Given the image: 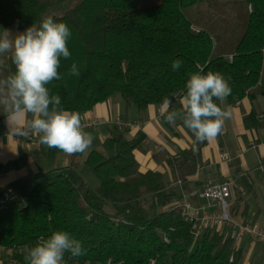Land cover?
Wrapping results in <instances>:
<instances>
[{"label": "trees", "instance_id": "16d2710c", "mask_svg": "<svg viewBox=\"0 0 264 264\" xmlns=\"http://www.w3.org/2000/svg\"><path fill=\"white\" fill-rule=\"evenodd\" d=\"M58 1L62 0H0V29L39 25L42 10ZM205 1L160 0L138 7L136 0H79L63 14L51 15L66 23L72 35L67 44L71 56L61 58L58 69L63 78L46 85L50 95L60 97L62 109L79 114L115 93L126 106L144 110L162 104L165 97L175 103L186 94L190 75L201 68L225 77L231 88L228 102L264 94V0H244L242 30L228 40L211 25L186 16V9ZM177 59L182 64L173 71ZM73 63L79 76L69 75ZM14 71L10 55L6 74ZM262 121L251 112L243 124L256 129ZM179 125L192 145L167 162L176 164L177 175L185 181L196 171L207 141L197 142L182 119ZM138 146L114 127L101 148L87 154L84 166L91 168L97 188L70 164L0 189V198L7 188L15 196L0 204V247L11 251L15 264H27V250L41 237L67 231L82 242L86 254L79 258L66 254V264H147L150 259L156 264H243L244 249L234 244L229 229L186 221L181 209L174 207L176 192L163 174L138 170L134 156ZM58 152L48 148L51 157ZM3 172L0 163V175Z\"/></svg>", "mask_w": 264, "mask_h": 264}, {"label": "crops", "instance_id": "0c3cea01", "mask_svg": "<svg viewBox=\"0 0 264 264\" xmlns=\"http://www.w3.org/2000/svg\"><path fill=\"white\" fill-rule=\"evenodd\" d=\"M254 91L255 89L251 93H255ZM182 97L168 110L182 114L183 107L180 103ZM161 108L162 104H153L144 110H138L134 105L126 106L122 98L110 96L106 101L96 104L90 111L80 114L81 121L84 118L94 117H101L107 121L120 116L131 125L116 126L109 121L92 129L84 128L93 136L92 146L87 152L74 156L60 151L53 157L48 155L49 147L41 144L37 136L22 137L20 141H14L9 137L6 117L0 113L3 117L0 121V163L4 166V172L0 175V189L8 187L19 179L52 168L70 164L83 167L87 154L91 150L100 149L102 141L110 135L114 127H118L129 139L139 143L134 150L138 170L141 172L157 170L163 174V177L166 175L165 183L175 190L176 201L184 196L192 205L201 207L202 212L217 211L216 207L208 206V201L197 194L209 180L216 182L229 180L232 182L230 202L232 217L240 223L251 222L264 228V211L257 206L252 210L251 218L247 219V203L240 195H235V191L239 190L235 186L236 180L241 179L246 188L256 196L254 182L250 177L251 170L261 172L260 176L264 178V121L256 129L246 128L243 124L244 117L251 112L264 120V94H256L253 99L245 95L234 102L225 100L221 103V108L231 111V118L225 121L222 133L215 139L207 141L201 149L196 171L186 177L185 181L177 175L176 164L172 166L167 161L172 156H177L181 150L189 148L192 141L179 125L180 118L174 125L167 123L160 114ZM249 152H252L256 162L253 163L246 157ZM222 153H227L230 160L222 159ZM16 160L19 161L17 164ZM172 172H175V177ZM245 238L252 240L250 253L256 247L255 242L264 245V242H254V239L248 236L241 237L238 242L234 240V244L243 248L242 240ZM10 252L0 247V264H15L10 258ZM243 264L251 263L248 259H244Z\"/></svg>", "mask_w": 264, "mask_h": 264}, {"label": "clouds", "instance_id": "9594fccd", "mask_svg": "<svg viewBox=\"0 0 264 264\" xmlns=\"http://www.w3.org/2000/svg\"><path fill=\"white\" fill-rule=\"evenodd\" d=\"M72 33L64 22L45 16L39 25L33 23L23 32L13 34L0 29V56L11 54L14 73L0 79V113L6 117L9 137L37 136L49 148L66 155L85 153L92 146L93 136L84 130L79 113L60 107L58 95H50L46 85L63 77L58 72L61 58L69 59L68 40ZM233 57H229L231 62ZM182 61L172 62L173 71ZM69 75L79 76L78 65H71ZM231 95L228 81L220 72L208 71L190 75L186 94L180 103L183 113L169 111L173 100L165 97L160 114L174 125L178 118L190 130L197 142L211 141L220 135L231 111L218 106ZM29 116L31 118H29ZM79 258L86 254L82 242L67 231H55L50 237H41L24 256L27 264H66L65 255Z\"/></svg>", "mask_w": 264, "mask_h": 264}, {"label": "rangeland", "instance_id": "374dc122", "mask_svg": "<svg viewBox=\"0 0 264 264\" xmlns=\"http://www.w3.org/2000/svg\"><path fill=\"white\" fill-rule=\"evenodd\" d=\"M40 2L46 1H56V0H39ZM160 0H136V6L138 7H149L157 4ZM79 0H62L53 4L49 8H45L40 13V16L44 18L47 15H61L66 10L72 8ZM186 16L190 21L197 24L211 25L213 28L217 29L220 35H223L221 39H232L233 37L239 36L244 20L246 17V5L244 0H207L201 4L191 6L185 11ZM13 34L23 32L24 30L11 29L9 30ZM10 53H5L0 56V79L6 78V68L8 66V57ZM113 97L121 98L118 93L112 95ZM251 162H256L255 157H253L252 152H249L246 156ZM76 166V165H75ZM85 179V181L92 187L97 188L99 183L93 174L91 168L86 166L79 167L76 166ZM258 166H255V168ZM250 177L254 182V188L256 190V196L252 194L243 184L241 179L236 180L235 186L239 189L235 191V195H240L242 200L247 203L248 212L247 219L251 218L252 210L258 206L261 211H264V178H262L261 172L256 170H251ZM163 180H167L166 175H164ZM107 210L111 207L107 206ZM242 246L244 248V259H248L251 264H264V248H262L261 243H256V247L250 253V243L252 240L243 239ZM260 244V245H259ZM262 254V255H261ZM243 259V260H244Z\"/></svg>", "mask_w": 264, "mask_h": 264}, {"label": "built area", "instance_id": "2783aa9c", "mask_svg": "<svg viewBox=\"0 0 264 264\" xmlns=\"http://www.w3.org/2000/svg\"><path fill=\"white\" fill-rule=\"evenodd\" d=\"M109 121L116 126L131 125L127 121H124L120 116H115L113 119L107 121L101 117L84 118L81 122L85 129H92ZM136 125H139V123H136ZM21 138L22 137H14L12 139L14 141H20ZM221 158L224 160H230L227 153H222ZM231 185L232 182L229 180L220 182L209 180L204 184L201 192L197 194L199 197L208 201V206L216 207L217 211L202 212L201 207L192 205L184 196L175 201L174 207L181 209L183 218L188 222L208 225L215 228L229 229L231 231V236L236 242H238L243 236L251 237L259 242H264V228L251 222L240 223L232 217L230 212V202L232 200ZM14 198L13 190L7 188L0 198V204L7 203ZM107 264L110 263L108 262ZM147 264L156 263L154 259H150Z\"/></svg>", "mask_w": 264, "mask_h": 264}]
</instances>
